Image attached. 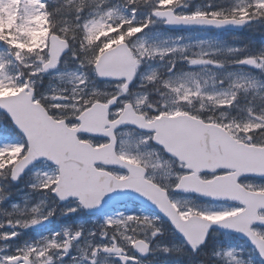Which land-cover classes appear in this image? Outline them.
<instances>
[{"label":"snow or ice","instance_id":"6c2138e0","mask_svg":"<svg viewBox=\"0 0 264 264\" xmlns=\"http://www.w3.org/2000/svg\"><path fill=\"white\" fill-rule=\"evenodd\" d=\"M245 31L264 0H0V264H264Z\"/></svg>","mask_w":264,"mask_h":264},{"label":"trees","instance_id":"16d2710c","mask_svg":"<svg viewBox=\"0 0 264 264\" xmlns=\"http://www.w3.org/2000/svg\"><path fill=\"white\" fill-rule=\"evenodd\" d=\"M202 2H206V0H201ZM246 33V32H245ZM243 36V40L244 43H247L249 41H251V39L256 38V40H263L264 38H261L263 35L260 34V32H251V34L249 35H245Z\"/></svg>","mask_w":264,"mask_h":264},{"label":"rangeland","instance_id":"374dc122","mask_svg":"<svg viewBox=\"0 0 264 264\" xmlns=\"http://www.w3.org/2000/svg\"><path fill=\"white\" fill-rule=\"evenodd\" d=\"M80 221H78L77 219L75 218H72V219H68V220H65L64 223L67 224V225H71L73 227H75L76 223H78ZM91 225L90 224H86V227H90ZM31 235H34V234H31ZM156 259L157 260H163V259H170V258H165L163 257L162 255H157L156 256Z\"/></svg>","mask_w":264,"mask_h":264},{"label":"flooded vegetation","instance_id":"af4514ba","mask_svg":"<svg viewBox=\"0 0 264 264\" xmlns=\"http://www.w3.org/2000/svg\"><path fill=\"white\" fill-rule=\"evenodd\" d=\"M173 35H184V33H173Z\"/></svg>","mask_w":264,"mask_h":264}]
</instances>
